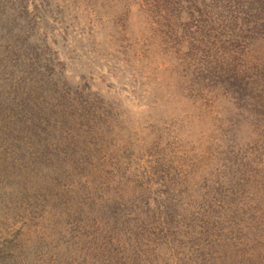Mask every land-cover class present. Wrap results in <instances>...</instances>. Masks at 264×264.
Masks as SVG:
<instances>
[{
	"label": "rangeland",
	"instance_id": "374dc122",
	"mask_svg": "<svg viewBox=\"0 0 264 264\" xmlns=\"http://www.w3.org/2000/svg\"><path fill=\"white\" fill-rule=\"evenodd\" d=\"M0 264H264V0H0Z\"/></svg>",
	"mask_w": 264,
	"mask_h": 264
}]
</instances>
